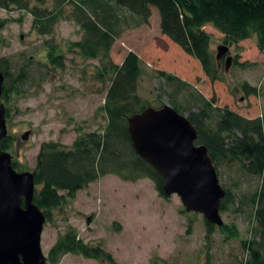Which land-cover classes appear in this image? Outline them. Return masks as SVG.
Masks as SVG:
<instances>
[{
    "label": "rangeland",
    "instance_id": "obj_1",
    "mask_svg": "<svg viewBox=\"0 0 264 264\" xmlns=\"http://www.w3.org/2000/svg\"><path fill=\"white\" fill-rule=\"evenodd\" d=\"M45 7L52 9L50 3L40 6ZM32 21L28 11L0 8V59L15 55L44 65L45 41L50 39L64 56L63 69H52L43 83L12 95L8 102H0L5 107L11 141L7 151L19 171L29 172H34L44 144L70 147L79 134L103 129L101 108L108 85L97 79L98 60L69 51V44L82 37L72 20L61 18L52 36L39 35ZM203 29L211 37L214 55L220 45L229 48L232 64L228 72L225 58L220 61L223 81H210L196 60L161 33L155 9H151L148 24L122 30L110 56L120 65L128 52L138 55L143 67L138 94L153 108L169 105L166 93L171 89L165 90L163 80L156 75L159 70L178 76L207 99L214 98L218 107H227L248 119L262 117L264 121V52L256 37L228 45L211 24ZM244 84L254 87L256 93L247 94ZM189 91L186 88L177 98L184 100ZM26 132L29 134L24 140ZM218 178L221 186L235 195L234 203L220 215L223 223L237 228V238L225 239L218 229L208 232L203 215L186 211L177 195L162 197L148 178L130 182L106 175L68 198L52 211L50 220L46 219L40 241L46 264H245L248 253L242 242L251 238L254 218L250 198L260 187V178L245 173L238 162L222 163ZM67 231L74 232L88 246L109 253L111 261L67 253L58 262H49V250Z\"/></svg>",
    "mask_w": 264,
    "mask_h": 264
},
{
    "label": "trees",
    "instance_id": "obj_2",
    "mask_svg": "<svg viewBox=\"0 0 264 264\" xmlns=\"http://www.w3.org/2000/svg\"><path fill=\"white\" fill-rule=\"evenodd\" d=\"M30 2L35 5L32 7ZM47 3L51 4V10L40 8ZM0 8L28 11L33 17L34 28L41 36H52L54 26L61 18L72 20L81 30L82 37L69 44V51L77 52L84 59L98 60L97 79L108 84L101 108L105 125L100 132L79 134L70 147L54 142L42 146L34 170V203L48 220L52 211L61 207L68 198H73L78 191L106 175H115L130 182L148 178L159 194L167 197L162 177L135 153L130 141L128 119L151 107V103L138 94L143 72L138 55L128 52L120 65L111 59L112 46L123 29L148 24L151 9H155L161 33L196 60L212 82L223 81V76L210 48L211 37L203 29L205 25L211 24L221 32L224 43L228 45L255 36L258 47L264 52V0H0ZM123 11L128 15H123ZM45 45L44 65L15 55L0 59V102H8L12 95L43 83L52 69L64 68V56L57 45L52 39L46 40ZM239 65L245 67L247 63ZM156 75L163 80L165 90L171 89L166 93L169 105L184 115L197 130L196 143L207 148L217 175L222 163L238 162L245 173L260 178V187L250 198L254 218L251 238L243 241L242 247L248 253L245 264H264L262 117L248 119L227 107H218L214 98L207 99L174 74L157 70ZM186 88L190 91L181 101L177 96ZM243 89L247 94L256 93V89L247 84ZM161 98L159 94L157 99ZM158 105L157 108H161L165 104ZM2 147H11L9 137L3 140ZM224 190L220 214L235 201L232 190ZM205 222L210 233L218 229L225 239L238 236L234 225L223 223L216 226ZM67 253L92 259L104 257L111 261L109 253L100 247L88 246L71 231L54 243L49 250L48 261L56 263Z\"/></svg>",
    "mask_w": 264,
    "mask_h": 264
},
{
    "label": "water",
    "instance_id": "obj_3",
    "mask_svg": "<svg viewBox=\"0 0 264 264\" xmlns=\"http://www.w3.org/2000/svg\"><path fill=\"white\" fill-rule=\"evenodd\" d=\"M228 53V46L217 47L218 66L225 58L226 72L232 64ZM128 133L135 153L162 177L166 196L177 195L186 211L223 225L219 207L225 190L207 148L196 143L197 130L184 115L167 104L148 107L128 119ZM6 136L0 105V140ZM34 175L17 172L11 154L0 152V264L47 263L40 246L46 217L34 203Z\"/></svg>",
    "mask_w": 264,
    "mask_h": 264
},
{
    "label": "flooded vegetation",
    "instance_id": "obj_4",
    "mask_svg": "<svg viewBox=\"0 0 264 264\" xmlns=\"http://www.w3.org/2000/svg\"><path fill=\"white\" fill-rule=\"evenodd\" d=\"M1 104V103H0ZM3 115H4V118L6 117V112H5V108L3 107ZM7 137H9L8 136V133H7V136L6 137H4L3 139H1L0 140V152H8L7 150H9V149H3V147H2V142H3V140L4 139H6ZM9 153V152H8ZM12 156V155H11ZM12 165H13V168L17 171V172H24V171H19L17 168H16V162L15 161H13V158H12ZM14 165H15V167H14ZM23 207H24V203H23Z\"/></svg>",
    "mask_w": 264,
    "mask_h": 264
}]
</instances>
